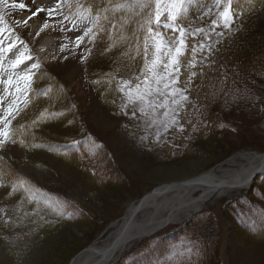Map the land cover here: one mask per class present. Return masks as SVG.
Instances as JSON below:
<instances>
[{
    "label": "rangeland",
    "instance_id": "1",
    "mask_svg": "<svg viewBox=\"0 0 264 264\" xmlns=\"http://www.w3.org/2000/svg\"><path fill=\"white\" fill-rule=\"evenodd\" d=\"M48 2L0 5L3 21L43 59L30 103L11 120L8 140L0 144V264H69L84 248L108 239L111 223L158 185L197 176L239 152L264 153V0H232L234 23L211 33L213 50L203 67L193 69L189 101L197 108L185 109L191 123L181 120L183 132L170 129L159 141L154 130L145 131L139 113L122 109L126 98L116 88L143 67L135 42L131 52L126 43L106 52L112 41L102 34L76 48L82 32L67 31L71 24L63 16H79L77 4L87 7L93 0H75L51 18L47 11L33 15L48 9ZM226 5L190 0L182 23L207 31ZM136 12L115 15L140 19ZM181 73L186 79L183 68ZM14 185L19 190L9 196ZM117 264H264V176L251 189L219 197L136 243Z\"/></svg>",
    "mask_w": 264,
    "mask_h": 264
},
{
    "label": "snow or ice",
    "instance_id": "2",
    "mask_svg": "<svg viewBox=\"0 0 264 264\" xmlns=\"http://www.w3.org/2000/svg\"><path fill=\"white\" fill-rule=\"evenodd\" d=\"M188 2L190 0H123V2L121 0H93L87 7L77 4V7L83 9L79 16L72 19L68 15L63 16V21H68L71 24V28H68L67 31L79 30L82 32L75 38L74 46L76 48L80 47L86 38L88 43H95L97 37L102 34L107 35L108 39L112 41L105 49L106 52L118 46V43H126L129 52H131L133 50L132 42H135V55H142L143 67L140 68L139 74L117 81L116 88L126 98L122 109L130 108L133 117L139 113L145 121V131L154 130L156 141L160 140L162 133H167L170 129L183 132L184 125L181 124V120L191 123L185 109L189 104L194 110L197 108L189 101L190 87L193 79L197 77V72L193 69L198 64L203 67L204 61L211 54L213 44L208 43L211 33L215 32L218 27L230 29L236 15L231 8L232 0H227V5L219 12L218 19L212 21L209 30L197 28L190 31L182 23V13L187 12L186 4ZM220 3L221 0H216L217 6ZM0 5L17 7L16 4L8 5V0H0ZM18 6L21 9L25 7L22 3ZM162 6L165 9L163 12L161 11ZM59 8L60 4L58 3L56 9H38L37 13L33 15L47 11L51 18L57 14ZM137 8L140 9V12H136L135 16L140 19H135L132 16L116 17L115 15L119 10L133 11ZM145 9L149 11L145 13ZM210 11L211 9H209ZM110 13L111 15H109ZM0 22H3L2 16H0ZM104 22H107V28H105ZM22 23L27 26V21ZM48 27L49 24L45 22L43 28ZM161 28L170 30L171 35H165L160 30ZM113 31L119 35L113 37ZM2 35L3 33H0V36ZM11 35L12 32L9 30L7 39L11 42L6 43L5 39H0V45H4L0 47V53H12L14 56V59L9 60L6 66L3 59H0V70L6 77L0 78V84H3L5 88L4 95L0 96V101L8 98L10 88L14 89L13 99L8 104L4 115L0 117V124L3 125V128L0 129V144L7 142L10 135L8 129L11 120L9 117L15 118L23 110L19 107L18 101L27 105L28 94L33 82V70L40 68L37 63H26L32 60L31 55L27 50L21 51L17 47L16 41H19L20 44H23V41L19 40V37L13 41ZM216 35L222 36L223 33H216ZM197 37L201 38L197 40ZM66 47L63 45L61 51H64ZM14 49L15 51H13ZM86 52L90 54L91 49H86ZM129 52L123 53V55L127 56ZM186 53H190V58ZM204 53L207 55H203L200 60H197L198 54ZM130 58L135 59V56ZM83 59H87V55ZM181 68L184 69L186 75L184 80H181ZM21 82H23V86H21ZM20 97H24V99L21 101ZM36 123L37 121H33L34 125ZM192 126L195 127L194 124ZM145 138L148 137H142V140ZM0 186L3 185L0 184ZM18 190V186L14 185L8 195L12 196ZM20 203L23 204V201ZM39 211L40 209L37 208L33 214H38ZM24 215L30 214L25 212Z\"/></svg>",
    "mask_w": 264,
    "mask_h": 264
},
{
    "label": "bare ground",
    "instance_id": "3",
    "mask_svg": "<svg viewBox=\"0 0 264 264\" xmlns=\"http://www.w3.org/2000/svg\"><path fill=\"white\" fill-rule=\"evenodd\" d=\"M74 3L75 0H66L59 9L68 10ZM262 169L264 153L246 150L197 176L158 185L139 197L113 224L115 230L108 239L84 248L69 264H117L114 262L132 246L168 225L184 222L219 197L251 189L252 176Z\"/></svg>",
    "mask_w": 264,
    "mask_h": 264
},
{
    "label": "water",
    "instance_id": "4",
    "mask_svg": "<svg viewBox=\"0 0 264 264\" xmlns=\"http://www.w3.org/2000/svg\"><path fill=\"white\" fill-rule=\"evenodd\" d=\"M263 172H264V169L256 171V172L254 173V175L252 176V179H253L252 181H254V179H255L257 176H259L260 174H262ZM115 222H116V221H114V222L111 223V227L113 226V224H114ZM122 257H123V256H120V257L117 259V261H115L114 263L118 262Z\"/></svg>",
    "mask_w": 264,
    "mask_h": 264
}]
</instances>
